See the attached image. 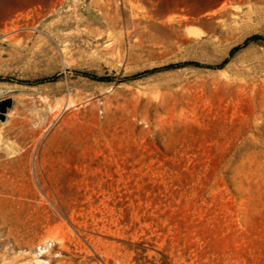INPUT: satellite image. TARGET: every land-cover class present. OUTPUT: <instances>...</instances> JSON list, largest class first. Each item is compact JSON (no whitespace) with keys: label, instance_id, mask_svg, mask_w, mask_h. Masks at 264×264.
<instances>
[{"label":"rangeland","instance_id":"1","mask_svg":"<svg viewBox=\"0 0 264 264\" xmlns=\"http://www.w3.org/2000/svg\"><path fill=\"white\" fill-rule=\"evenodd\" d=\"M6 18L0 264H264V0H0Z\"/></svg>","mask_w":264,"mask_h":264},{"label":"bare ground","instance_id":"2","mask_svg":"<svg viewBox=\"0 0 264 264\" xmlns=\"http://www.w3.org/2000/svg\"><path fill=\"white\" fill-rule=\"evenodd\" d=\"M198 30H200L198 27H189L188 28V32L189 33H191V34H196V32H198ZM2 92V90L0 89V93ZM18 115V111L17 110H15L13 113H9L7 116H9V117H11L13 120H15L16 119V116ZM0 140H1V134H0ZM1 142V141H0ZM53 234V233H52ZM49 239L50 240H48L47 241V245H49V243L50 242H53V243H55V242H57V241H59L60 240V238L58 239V238H55V235H53V236H49ZM39 247V246H38ZM37 247V248H38ZM41 251H43V249L41 248L40 249ZM48 252V251H47ZM29 255H31L32 253H28ZM45 253L43 252H41L40 254H38L37 255V257L39 258V257H41V256H43ZM36 261V264H42V261L40 260V258L39 259H36L35 260Z\"/></svg>","mask_w":264,"mask_h":264},{"label":"trees","instance_id":"3","mask_svg":"<svg viewBox=\"0 0 264 264\" xmlns=\"http://www.w3.org/2000/svg\"><path fill=\"white\" fill-rule=\"evenodd\" d=\"M208 9H212V8H208ZM259 39H262V37L259 36V35L252 36V37H250V38L245 42V44H248V43L251 42V41H257V40H259ZM236 49H237V48H236ZM82 74H83L84 76L89 77V78L94 79V80H98V81H110V78H108V77H97V76H94V75L89 74V73H82ZM56 79H57V76H54V77H52V78L45 79L44 81H54V80H56Z\"/></svg>","mask_w":264,"mask_h":264},{"label":"water","instance_id":"4","mask_svg":"<svg viewBox=\"0 0 264 264\" xmlns=\"http://www.w3.org/2000/svg\"><path fill=\"white\" fill-rule=\"evenodd\" d=\"M13 106V100L12 98H7L0 100V120L5 121L6 120V114Z\"/></svg>","mask_w":264,"mask_h":264},{"label":"crops","instance_id":"5","mask_svg":"<svg viewBox=\"0 0 264 264\" xmlns=\"http://www.w3.org/2000/svg\"><path fill=\"white\" fill-rule=\"evenodd\" d=\"M5 20H7V18L0 22V30L3 29V24H4Z\"/></svg>","mask_w":264,"mask_h":264}]
</instances>
